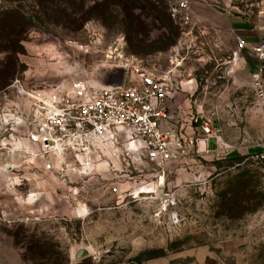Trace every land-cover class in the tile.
I'll use <instances>...</instances> for the list:
<instances>
[{"label":"rangeland","instance_id":"obj_1","mask_svg":"<svg viewBox=\"0 0 264 264\" xmlns=\"http://www.w3.org/2000/svg\"><path fill=\"white\" fill-rule=\"evenodd\" d=\"M147 1L159 20L144 0H0V264H264V115L253 82L264 0H188L202 25L192 31ZM125 60L163 79L169 126L194 141L163 175L145 160L34 157L21 126L15 141L2 126L14 83L99 88ZM199 117L216 118L219 134H205ZM25 161L36 166L23 170ZM70 202L75 214L51 215Z\"/></svg>","mask_w":264,"mask_h":264},{"label":"built area","instance_id":"obj_2","mask_svg":"<svg viewBox=\"0 0 264 264\" xmlns=\"http://www.w3.org/2000/svg\"><path fill=\"white\" fill-rule=\"evenodd\" d=\"M170 19L192 31L202 25L188 0H159ZM238 47L243 49V43ZM260 67L253 75L254 102L264 115V51L253 50ZM119 87L95 88L82 81L68 87L62 83L25 88L14 83V106L2 126L12 136L13 126L22 127L24 152L44 159L82 156L86 165L94 155L113 165L128 166L131 159L153 164L163 175L169 165L187 155L194 141L178 137L168 127L169 93L163 79L144 71L130 60L122 64ZM205 134L213 120L199 117ZM213 121V122H212ZM62 163V162H59Z\"/></svg>","mask_w":264,"mask_h":264},{"label":"crops","instance_id":"obj_3","mask_svg":"<svg viewBox=\"0 0 264 264\" xmlns=\"http://www.w3.org/2000/svg\"><path fill=\"white\" fill-rule=\"evenodd\" d=\"M260 67V64L259 62L257 61L256 64H254V69L257 70L258 68ZM169 126V123L163 125V127H168ZM170 128V126L168 127ZM171 129V128H170ZM7 140V139H6ZM9 142L7 140L6 142V145H8ZM26 153V152H25ZM24 158H27V157H24ZM115 165V163H113ZM117 164V163H116ZM58 165L61 166V163H59ZM34 166H36L35 164H32V163H29V161H25V162H21V168L23 170H27L29 171L30 169H34ZM45 166H48V167H51V165L49 166V164L45 165ZM66 166V164H65ZM52 167L55 168V165H52ZM59 168H62V167H59ZM28 177H29V174H28ZM26 180V182L29 180L27 177L24 178ZM29 191V190H28ZM30 197V196H29ZM31 199H28L27 201H30ZM75 208L73 207L72 208V203L70 202L69 203V206L68 207H65L63 208V211L60 207H53V213L51 215H54V217L56 216H72V214H75ZM30 212V211H29ZM63 212V213H62ZM63 214V215H62Z\"/></svg>","mask_w":264,"mask_h":264},{"label":"water","instance_id":"obj_4","mask_svg":"<svg viewBox=\"0 0 264 264\" xmlns=\"http://www.w3.org/2000/svg\"><path fill=\"white\" fill-rule=\"evenodd\" d=\"M258 46L264 51V36L258 39ZM124 70L121 68L114 69L104 74L101 85L104 87H119L122 84Z\"/></svg>","mask_w":264,"mask_h":264},{"label":"trees","instance_id":"obj_5","mask_svg":"<svg viewBox=\"0 0 264 264\" xmlns=\"http://www.w3.org/2000/svg\"><path fill=\"white\" fill-rule=\"evenodd\" d=\"M144 1H146V6L148 7V11H149V13L150 14H152L154 17H157L158 18V20H159V17H160V15L161 16H163L162 14L163 13H161L160 11H158L157 10V7H155L151 2H149V1H147V0H144ZM17 10L18 11H20V7H15V8H8V9H6V12H10V13H16L17 12ZM8 12V13H9ZM18 13V12H17ZM159 14V15H158ZM20 16H22L23 17V15H20ZM168 17H169V15H167ZM170 18V17H169ZM24 19V18H23ZM156 19V18H155ZM162 19H163V17H162ZM161 19V20H162Z\"/></svg>","mask_w":264,"mask_h":264}]
</instances>
